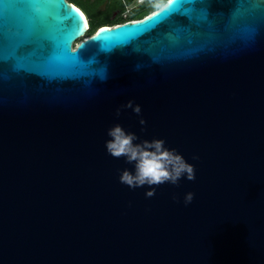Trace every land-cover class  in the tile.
Listing matches in <instances>:
<instances>
[{"label": "water", "instance_id": "95a60500", "mask_svg": "<svg viewBox=\"0 0 264 264\" xmlns=\"http://www.w3.org/2000/svg\"><path fill=\"white\" fill-rule=\"evenodd\" d=\"M88 28L66 0L0 9V264H264V0ZM116 123L163 139L195 180L151 198L121 184Z\"/></svg>", "mask_w": 264, "mask_h": 264}, {"label": "clouds", "instance_id": "9594fccd", "mask_svg": "<svg viewBox=\"0 0 264 264\" xmlns=\"http://www.w3.org/2000/svg\"><path fill=\"white\" fill-rule=\"evenodd\" d=\"M121 107L131 108L132 111L140 115L141 107L129 100ZM121 109L116 110V115H120ZM141 124L145 121L141 119ZM108 139L105 140L104 147L106 153L114 158L123 157L127 163L133 165L129 171L124 169L119 173V182L131 190L148 186L145 192L146 198H151L155 194V187L162 184L179 186L181 179L194 181L196 178L195 166L189 163L185 157L175 148L166 145L163 139H151L138 141V137L123 128L119 123L114 124L106 131ZM192 160H198L199 156L193 155ZM176 200V197H173ZM194 199V193H185L183 204L188 206ZM179 202V201H176Z\"/></svg>", "mask_w": 264, "mask_h": 264}, {"label": "trees", "instance_id": "16d2710c", "mask_svg": "<svg viewBox=\"0 0 264 264\" xmlns=\"http://www.w3.org/2000/svg\"><path fill=\"white\" fill-rule=\"evenodd\" d=\"M67 2L73 4L86 16L89 26V36L94 34L101 26H114L124 22L122 16L123 9L114 13V5L108 6L109 3L106 0H67ZM165 2H162L161 6H163ZM100 7L103 8V10ZM129 19L135 20L133 18Z\"/></svg>", "mask_w": 264, "mask_h": 264}, {"label": "flooded vegetation", "instance_id": "af4514ba", "mask_svg": "<svg viewBox=\"0 0 264 264\" xmlns=\"http://www.w3.org/2000/svg\"><path fill=\"white\" fill-rule=\"evenodd\" d=\"M106 1H108L109 3L108 6L114 5L115 7L114 13H117L120 9H123L124 12L127 8H129L130 9L129 18L142 19L148 13L154 12V10L159 9L161 7L162 2L164 3L166 0H106ZM101 9L103 10V8ZM86 36H89L88 30Z\"/></svg>", "mask_w": 264, "mask_h": 264}, {"label": "snow or ice", "instance_id": "6c2138e0", "mask_svg": "<svg viewBox=\"0 0 264 264\" xmlns=\"http://www.w3.org/2000/svg\"><path fill=\"white\" fill-rule=\"evenodd\" d=\"M11 2V0H0V9H2V6H4L6 3ZM177 2V0H169V4L173 5ZM20 37H14L9 43L8 47L10 50V59H15L20 55L21 47H23L22 44H19ZM0 60H3V56L0 55Z\"/></svg>", "mask_w": 264, "mask_h": 264}, {"label": "built area", "instance_id": "2783aa9c", "mask_svg": "<svg viewBox=\"0 0 264 264\" xmlns=\"http://www.w3.org/2000/svg\"><path fill=\"white\" fill-rule=\"evenodd\" d=\"M129 12H130V9L127 8V9L122 13V16H123L124 22L121 23V24H125V23H133V22H136V21L139 20V19L130 20V19H129ZM151 13H153V12H150V14H151ZM148 16H149V14H148L147 16H144L143 18H146V17H148ZM121 24L111 26L110 28H114V27L120 26ZM88 29H89V28H88ZM88 29H87V30H88ZM75 46H76V44H73L72 49H74Z\"/></svg>", "mask_w": 264, "mask_h": 264}, {"label": "rangeland", "instance_id": "374dc122", "mask_svg": "<svg viewBox=\"0 0 264 264\" xmlns=\"http://www.w3.org/2000/svg\"><path fill=\"white\" fill-rule=\"evenodd\" d=\"M168 1H169V0H167L166 2H168ZM166 2H165V3H166ZM154 12H155V11H154ZM154 12H153V13H154ZM149 15H150V14H149ZM142 19H144V18H142ZM142 19H139V20H142ZM110 27H111V26H110ZM87 28H88V26H87ZM100 29H101V28H100Z\"/></svg>", "mask_w": 264, "mask_h": 264}, {"label": "bare ground", "instance_id": "6f19581e", "mask_svg": "<svg viewBox=\"0 0 264 264\" xmlns=\"http://www.w3.org/2000/svg\"><path fill=\"white\" fill-rule=\"evenodd\" d=\"M85 20H86V23H87V26H88V20H87L86 16H85Z\"/></svg>", "mask_w": 264, "mask_h": 264}]
</instances>
